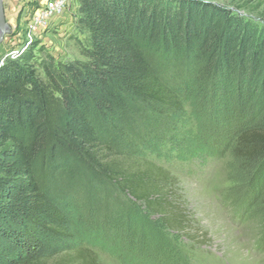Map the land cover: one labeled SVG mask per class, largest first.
Returning <instances> with one entry per match:
<instances>
[{"label": "trees", "instance_id": "trees-1", "mask_svg": "<svg viewBox=\"0 0 264 264\" xmlns=\"http://www.w3.org/2000/svg\"><path fill=\"white\" fill-rule=\"evenodd\" d=\"M75 2L76 28L87 38L82 59L47 55L39 74L32 45L0 65V264H104L74 231L77 197L40 177L50 142L55 157L87 167L163 229L190 237L178 180L158 160V149L179 146L188 97L144 47L184 64L179 82L213 100L232 86L240 98L264 93V21L207 0ZM234 152L264 160V122L243 128Z\"/></svg>", "mask_w": 264, "mask_h": 264}, {"label": "rangeland", "instance_id": "rangeland-1", "mask_svg": "<svg viewBox=\"0 0 264 264\" xmlns=\"http://www.w3.org/2000/svg\"><path fill=\"white\" fill-rule=\"evenodd\" d=\"M16 1L9 9L15 19L14 26L10 24L13 35L25 31L43 3ZM207 1L264 21L263 0ZM76 19L77 3L71 0L67 10L50 21L43 38L33 44L39 74L47 55L57 61L82 59L87 38L77 31ZM15 49L17 46L0 45V60ZM143 52L158 72L175 77L188 97L179 146L166 151L169 153L158 149L162 154L158 160L178 180L192 221L189 238L194 235L195 239L163 229L157 218L135 207L129 198L65 154L55 157L52 142L38 161L40 177L77 197L82 208L74 216V231L80 244L92 249L104 264H264V160H242L234 152L239 132L264 122V93L258 90L250 98H240L232 86L226 99L213 100L210 93L201 95L203 91L197 87L179 82L186 73L184 64L172 63L154 48L144 47ZM58 105L56 99L53 119L59 116ZM98 209L104 216L100 229L93 223Z\"/></svg>", "mask_w": 264, "mask_h": 264}, {"label": "built area", "instance_id": "built-area-1", "mask_svg": "<svg viewBox=\"0 0 264 264\" xmlns=\"http://www.w3.org/2000/svg\"><path fill=\"white\" fill-rule=\"evenodd\" d=\"M42 5L36 10L26 24L25 31L10 35L17 49L11 51L0 60V65L7 57L16 58L28 50L36 41H40L50 28V21L61 16L69 7L71 0H42Z\"/></svg>", "mask_w": 264, "mask_h": 264}, {"label": "water", "instance_id": "water-1", "mask_svg": "<svg viewBox=\"0 0 264 264\" xmlns=\"http://www.w3.org/2000/svg\"><path fill=\"white\" fill-rule=\"evenodd\" d=\"M13 27L7 21L4 0H0V45L12 34Z\"/></svg>", "mask_w": 264, "mask_h": 264}, {"label": "crops", "instance_id": "crops-1", "mask_svg": "<svg viewBox=\"0 0 264 264\" xmlns=\"http://www.w3.org/2000/svg\"><path fill=\"white\" fill-rule=\"evenodd\" d=\"M13 4H17V1L16 0H11L10 2H7V1L4 0L6 18H7V21L12 26H14V24H15V19H14V16L9 13V11L13 9ZM13 41H14V39H11L10 37H7L5 42L2 45H4L5 47L6 46H15L16 47V45L13 43Z\"/></svg>", "mask_w": 264, "mask_h": 264}]
</instances>
